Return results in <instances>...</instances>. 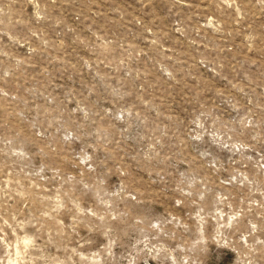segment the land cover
<instances>
[{
    "label": "rangeland",
    "instance_id": "obj_1",
    "mask_svg": "<svg viewBox=\"0 0 264 264\" xmlns=\"http://www.w3.org/2000/svg\"><path fill=\"white\" fill-rule=\"evenodd\" d=\"M0 264H264V0H0Z\"/></svg>",
    "mask_w": 264,
    "mask_h": 264
}]
</instances>
